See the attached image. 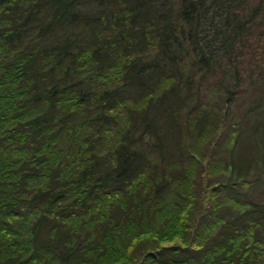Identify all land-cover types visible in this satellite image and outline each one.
<instances>
[{
	"label": "trees",
	"instance_id": "trees-1",
	"mask_svg": "<svg viewBox=\"0 0 264 264\" xmlns=\"http://www.w3.org/2000/svg\"><path fill=\"white\" fill-rule=\"evenodd\" d=\"M0 264H264V0H0Z\"/></svg>",
	"mask_w": 264,
	"mask_h": 264
},
{
	"label": "rangeland",
	"instance_id": "rangeland-1",
	"mask_svg": "<svg viewBox=\"0 0 264 264\" xmlns=\"http://www.w3.org/2000/svg\"><path fill=\"white\" fill-rule=\"evenodd\" d=\"M242 95H245V91L242 93ZM242 96V97H243ZM248 102V101H247ZM247 102L246 100H244L243 98L238 99L234 105H230V109H229V119H231V121H229V123H231L232 121H237L238 119H240L241 115L244 113V110L247 107ZM243 121H242V125H239V127H243ZM240 128V129H241ZM258 188L256 189V192H258L259 189L263 188V185L261 183H259V185L257 186Z\"/></svg>",
	"mask_w": 264,
	"mask_h": 264
}]
</instances>
